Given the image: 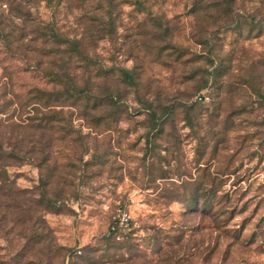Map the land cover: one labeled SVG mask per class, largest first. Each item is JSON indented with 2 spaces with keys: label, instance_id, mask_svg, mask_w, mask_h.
Wrapping results in <instances>:
<instances>
[{
  "label": "rangeland",
  "instance_id": "374dc122",
  "mask_svg": "<svg viewBox=\"0 0 264 264\" xmlns=\"http://www.w3.org/2000/svg\"><path fill=\"white\" fill-rule=\"evenodd\" d=\"M51 1L0 0V264L97 256L117 207L138 256L98 264H264V0Z\"/></svg>",
  "mask_w": 264,
  "mask_h": 264
},
{
  "label": "trees",
  "instance_id": "16d2710c",
  "mask_svg": "<svg viewBox=\"0 0 264 264\" xmlns=\"http://www.w3.org/2000/svg\"><path fill=\"white\" fill-rule=\"evenodd\" d=\"M47 4H51L52 1L51 0H46ZM137 2H139V0H137ZM48 32H49V36L51 37V39H48L49 42L51 43H55L58 46L59 45H64V46H68L67 47V51L69 53H74V54H81L82 53V49H81V39L80 38H76V37H65L62 36L61 34H59V32L57 31L56 27H54V25H49L47 27ZM47 41V42H48ZM118 74L120 75V78L123 82L128 83V84H133V76L131 74V72L127 69H118ZM50 75H52V73H50ZM58 77V80H62L61 77H59V75H56ZM69 95L68 96H72L74 98V100H76L75 102L78 101H83L84 99H87L86 103H88V101L93 100L92 101V109H96V110H100L101 107L103 106V104L109 105L110 109L109 112L113 113V114H118L121 112V105L119 102V99L117 97V95H114L112 92H109L107 94H105L104 96H98L92 93L91 89L89 87L83 86V87H78L76 84H73L70 88H68ZM34 96L38 98V100H50V99H54V100H58L59 96L57 95V93H52V92H43V91H35ZM150 116L154 117L155 113L153 111L149 112ZM155 120V119H154ZM2 147H0V160L4 159L6 157H12L11 153L9 154H5L4 152L1 150ZM14 156V154H12ZM18 156V155H17ZM205 192V190H204ZM202 208L204 210H214V212L219 215V214H224L227 210L226 205L224 203L223 200V195H221L216 202L215 207L212 206V203L210 202V200L208 198L204 199L202 201ZM47 206H49L50 208H53L55 210H58L57 207L51 202V201H47ZM120 229L122 228H118V233L121 236L119 239H116V231L111 229V225H109V229H108V233L105 237H103V244H105V249L102 251V253H100L97 256H92L90 254L91 251H88V253H86L85 255L82 256H77L74 253H70L69 249H66L64 247L61 246H55V248L53 250H55V252H57L61 258L63 260H67L68 264H98L100 262H103L105 260H107L108 258H115V260H118L120 258H122V254L125 252H129L131 254V257H137L138 254L135 251V244L128 239L127 234H122ZM169 243H166L165 245H163V243L158 242L155 240L154 242V246H153V250L155 253H161L162 254H166L167 252H169ZM97 250H92V252H95ZM124 251V252H123ZM164 251V252H163ZM129 258H126L124 260H128ZM159 261H163V260H159Z\"/></svg>",
  "mask_w": 264,
  "mask_h": 264
},
{
  "label": "built area",
  "instance_id": "2783aa9c",
  "mask_svg": "<svg viewBox=\"0 0 264 264\" xmlns=\"http://www.w3.org/2000/svg\"><path fill=\"white\" fill-rule=\"evenodd\" d=\"M198 99L202 100L203 96H198ZM128 221V214L121 207H117L112 215L110 222L111 229L116 231V239H119L121 237L118 233V228H123L124 226H126Z\"/></svg>",
  "mask_w": 264,
  "mask_h": 264
}]
</instances>
